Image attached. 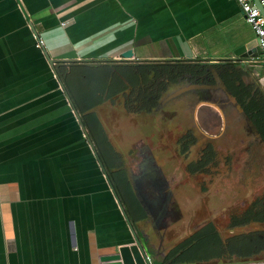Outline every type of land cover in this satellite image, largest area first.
Wrapping results in <instances>:
<instances>
[{
  "label": "crops",
  "instance_id": "1",
  "mask_svg": "<svg viewBox=\"0 0 264 264\" xmlns=\"http://www.w3.org/2000/svg\"><path fill=\"white\" fill-rule=\"evenodd\" d=\"M250 39L234 0H0V264H97L131 237L45 53L220 63L264 97L256 44L233 55Z\"/></svg>",
  "mask_w": 264,
  "mask_h": 264
},
{
  "label": "rangeland",
  "instance_id": "2",
  "mask_svg": "<svg viewBox=\"0 0 264 264\" xmlns=\"http://www.w3.org/2000/svg\"><path fill=\"white\" fill-rule=\"evenodd\" d=\"M87 81L78 80L77 87L80 84L86 87ZM175 89L169 85L163 95ZM216 92L228 95L224 88L191 89L147 113L126 109L117 96L95 109L108 142L123 169L131 175L138 194H142L149 207L161 205L158 228L152 220L139 222L138 227L149 237L150 245L162 252L207 223L214 226L223 241L245 236L255 237L256 243V233L264 230V222L230 225L232 218L241 217L250 203L264 194V144L247 138L241 117L231 116L228 127L223 128L219 114L202 106L195 122L207 135L219 136L212 139L196 132L197 140L183 150L182 137L194 133L195 128L191 109L184 103L191 96L202 100ZM238 106L229 102L227 110L237 114ZM208 141L214 151L212 159L203 169L190 172L189 164L194 165L200 158ZM211 252V246L207 245L205 250H199L198 257L209 256ZM236 255L235 252L233 258L249 257ZM209 259L192 264L226 262ZM154 263L151 258V264Z\"/></svg>",
  "mask_w": 264,
  "mask_h": 264
},
{
  "label": "trees",
  "instance_id": "3",
  "mask_svg": "<svg viewBox=\"0 0 264 264\" xmlns=\"http://www.w3.org/2000/svg\"><path fill=\"white\" fill-rule=\"evenodd\" d=\"M89 63V64H87ZM57 74L68 92L74 107L93 143L95 150L108 171L113 176V184L127 212V207L133 210L132 219L145 217V212L134 197L128 179L118 156L114 153L106 134L96 116L93 107L103 102H112L120 96L122 105L136 112H152L159 101L165 96L168 86H178L190 83H213L211 69H214L223 86L231 97L239 104L243 114L254 126L264 144V97L253 83L242 79V70L220 63H209L200 59L176 60H139L123 61H79L55 67ZM87 77V78H86ZM80 81H87L86 87H77ZM205 95L204 98H207ZM208 99V98H207ZM131 108V109H130ZM183 150L196 141V137L188 132L182 137ZM213 150L206 143L195 167L188 170H201L212 159ZM251 221L264 222V194L255 198L241 217L232 218L230 225H240ZM253 238L234 236L223 241L212 224L207 223L186 236L170 249L158 264H192L201 259L212 258L233 263L236 256H251L264 250V230L256 233L257 242ZM210 245L209 256L198 257ZM239 258V257H238ZM207 261V260H205Z\"/></svg>",
  "mask_w": 264,
  "mask_h": 264
},
{
  "label": "water",
  "instance_id": "4",
  "mask_svg": "<svg viewBox=\"0 0 264 264\" xmlns=\"http://www.w3.org/2000/svg\"><path fill=\"white\" fill-rule=\"evenodd\" d=\"M253 1L256 3V6L261 9V7H259V5L257 4L258 0H253ZM261 12L264 15V10H262ZM255 44H256V39L255 38L250 39V40L246 41L244 44L237 47L235 50H233V55L239 56V55L245 54L246 56L248 55V56L255 57L256 56ZM45 57H46V60L49 64V66L51 67V70L53 72L54 77L58 81L60 88L62 89V91L65 95L67 103H68V105H69V107H70V109H71V111L75 117V120H76L80 130L83 133L86 144L89 146V149L92 152L93 160L95 161L99 171L101 172V175L103 176V178L107 184V189L109 190L112 197L114 198V200H115V202H116V204L120 210V214L123 218V221L126 224L128 230H129V233L131 235V237L128 239V242L115 243V245L112 246L111 251H108L106 253H100L97 256V264H151V258L149 255H147L143 252L141 243L138 240L135 232L132 229V226L130 224L127 212L125 211V208H124V206H123V204H122V202H121V200L117 194L115 186H114L107 170L103 166V164H102V162H101V160H100V158H99V156L95 150V147H94L93 143L91 142V140L88 136V133H87V131L84 127V124L81 120L80 114L78 113V111L74 107V104H73L68 92L66 91L62 81L60 80V78L57 74V71L54 67V60L50 59L46 53H45ZM116 60L123 61V62L139 61V59L133 58L131 49H127V50L123 51L122 53H120ZM211 73L213 76V83H211V84L190 83V84L179 86L175 90H173L172 92H170L169 94L164 96L159 101V105H162L164 102H166L170 98L175 97V96L179 95L180 93L187 91V90H190V89H222V88L226 89L223 86L222 81H221L218 73L214 69H211ZM259 83L262 84L263 80L260 79ZM226 98L229 100V102L236 103L235 100L233 99V97H231V95L229 94V92H228V95H226ZM199 105H208L209 107H212L213 109H215L218 112L220 119L222 121V127L224 126V117H223L222 109L219 106L218 102L211 101L210 99H207V98L202 99V100H198L193 105V114L195 113L196 108ZM238 108H239V106H238ZM239 112H241L240 109H239ZM242 117L244 118L245 124L248 127L249 131L254 135L255 138H258V140L261 141L259 138V134L255 130V128L251 124V122L247 119V117H245L244 114H242ZM192 119L195 121V116ZM206 136H209V135H206ZM209 137H215V136L210 135ZM131 183H132V187L134 189V192H135L140 204L142 205L143 209L146 212H148V205L145 202V199L138 194L136 187H135V184L132 181H131ZM111 238H113V237L111 236L110 239ZM117 239H119V238L117 237ZM203 264H264V257H253L250 259L244 258L241 260L234 261L233 263L223 262V261H221V262L215 261V262H209V263H203Z\"/></svg>",
  "mask_w": 264,
  "mask_h": 264
},
{
  "label": "flooded vegetation",
  "instance_id": "5",
  "mask_svg": "<svg viewBox=\"0 0 264 264\" xmlns=\"http://www.w3.org/2000/svg\"><path fill=\"white\" fill-rule=\"evenodd\" d=\"M184 85H186V84H184ZM182 86V85H181ZM179 87V86H178ZM191 90V89H190ZM210 90H213V89H210ZM185 92V91H184ZM208 99H210V100H213V101H216V102H218V104H219V106L221 107V109H222V113H223V117H224V127L223 128H225V127H228V123H229V120L231 119V116H235V117H241L242 118V125H245L244 127L246 128V130L244 131V133L245 134H247V138H250V139H258V138H255L254 137V135L249 131V129H248V127L246 126V124H245V121H244V118L242 117V114H243V112H242V110H241V108H240V106H239V109H240V111L242 112H239V113H235V112H233V111H231V110H227V107H228V104H229V100L226 98V97H223L219 92H216V93H214V94H208V97H207ZM196 101H198V99H196L195 101H191V102H187L188 104H185L188 108H190L191 109V111H190V113H191V115H192V113H193V105L196 103ZM186 103V102H185ZM237 105H239L238 103H236ZM185 106V107H186ZM157 109V108H156ZM201 109V108H200ZM153 111H155V110H153ZM202 111V110H201ZM196 112V111H195ZM192 121H193V126L195 127L194 128V133H192L194 136H195V133L197 132L198 134H200L201 133V135H203L204 137H208V138H212V139H214V138H216V137H218L219 136V134H218V136L217 135H215V137H209V136H206L207 134L203 131V130H201L200 128H199V126L197 125V123L192 119ZM222 122V121H221ZM196 137V136H195ZM259 138H260V136H259ZM196 140H197V138H196ZM205 140V139H204ZM261 142V141H260ZM207 143H209V141L207 142ZM193 144V143H192ZM206 144V143H205ZM211 145V144H210ZM212 146V145H211ZM187 149V148H186ZM185 151V150H184ZM183 151V152H184ZM197 162V161H196ZM196 162L194 163V165H192L191 167H195V165H196ZM190 165V164H189ZM195 171H197V170H194L193 172H195ZM108 172V174H109V176H110V178H111V180L113 181V176H112V174L110 173L111 171L110 170H108L107 171ZM142 173L145 175V173L142 171ZM125 175H126V178L128 179V181H129V184H130V186H131V189H132V191H133V193H134V197L136 198V200L138 201V203L140 204V202H139V200H138V198H137V196H136V194H135V192H134V189H133V187H132V183H131V175L130 174H127V172L125 171ZM148 180V179H147ZM149 181V180H148ZM150 182V181H149ZM148 185H150V184H148ZM141 197H143L142 196V194H139ZM141 205V204H140ZM161 206V205H160ZM159 205L158 206H155L154 208L152 207V206H148V212H146L144 209H143V207H142V205H141V209L145 212V217L143 218V219H139V220H133L132 219V214H133V210H130V207H127V215H128V218H129V221H130V224H131V226H132V229H133V231L135 232V234H136V236H137V238H138V240L140 241V243H141V246H142V249H143V252L145 253V254H147V255H149L150 256V258H152L153 259V261L155 262L154 264H158V262H160V261H162L163 260V258H164V256L166 255V253L170 250V249H172L175 245H177V243L175 244V245H172L171 247H169L165 252H162L161 251V249L160 248H156V247H152L151 245H150V241H149V237L145 234V232H143V231H141L140 229H139V225H138V223L139 222H142V221H148V220H152V221H154V223L156 222V224H155V227L156 228H158V225H159V223H158V214H159V212L161 211V207H160ZM211 224V223H210ZM205 225V224H204ZM214 227V226H213ZM216 230V229H215ZM261 253H264V250H261L259 253H257V254H255V255H251V256H249V257H245V258H248V259H250V258H253V257H264V255H260ZM158 255H160V257H159V259H158ZM242 259H244V258H242ZM237 260H241V259H236L235 261H237ZM218 262H221V261H218ZM227 262V261H226Z\"/></svg>",
  "mask_w": 264,
  "mask_h": 264
},
{
  "label": "built area",
  "instance_id": "6",
  "mask_svg": "<svg viewBox=\"0 0 264 264\" xmlns=\"http://www.w3.org/2000/svg\"><path fill=\"white\" fill-rule=\"evenodd\" d=\"M241 11L244 21L250 27L254 38L256 39V49L258 55L264 61V15L262 10H264V0H258V5L253 0H234ZM35 46L38 47V41L35 43Z\"/></svg>",
  "mask_w": 264,
  "mask_h": 264
}]
</instances>
